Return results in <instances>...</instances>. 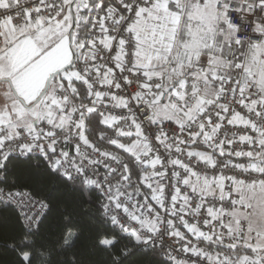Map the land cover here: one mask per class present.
<instances>
[{"label": "snow or ice", "instance_id": "obj_1", "mask_svg": "<svg viewBox=\"0 0 264 264\" xmlns=\"http://www.w3.org/2000/svg\"><path fill=\"white\" fill-rule=\"evenodd\" d=\"M0 264H264V0H0Z\"/></svg>", "mask_w": 264, "mask_h": 264}]
</instances>
